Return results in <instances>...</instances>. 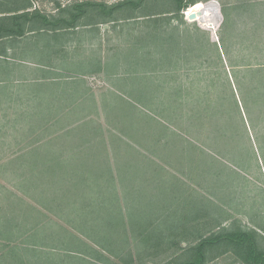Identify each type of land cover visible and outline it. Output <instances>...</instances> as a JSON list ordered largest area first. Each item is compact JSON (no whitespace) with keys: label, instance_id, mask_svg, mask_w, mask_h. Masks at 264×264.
I'll list each match as a JSON object with an SVG mask.
<instances>
[{"label":"rangeland","instance_id":"1","mask_svg":"<svg viewBox=\"0 0 264 264\" xmlns=\"http://www.w3.org/2000/svg\"><path fill=\"white\" fill-rule=\"evenodd\" d=\"M25 1L0 0V12L18 9ZM77 1L82 0H30V10L56 17L62 14V8ZM194 4L192 9L169 12L175 9L171 2L149 0L146 10L134 11L138 17L101 23L91 14L72 28L2 37L7 39H3L4 44L1 41L0 50L7 48L12 56L22 51L26 61L21 63V75L12 80L6 72L11 71L5 64L8 61L0 56V230L12 227L13 233L20 235L11 243L0 237V264H41L34 249L26 247L24 233L30 232L27 221L39 227L36 235L45 244L58 246V252L64 249L60 250L62 254L67 249L59 245H75L73 241L78 242L76 235L81 230L96 226L94 229L104 231L106 226H112L115 236L125 237L126 241L118 246L119 255L131 257L132 264L171 260L170 264H174L175 259L186 258L184 249L199 237L185 231L188 238L181 240L185 237L182 229L195 224L196 230L187 229L191 234L201 230L205 236L225 226L254 229L264 236V71L248 69L264 64V0H196ZM224 5L229 7L227 19L222 11ZM190 13L195 16L190 18ZM63 15L67 16V12ZM167 37L183 41L170 63L160 59L163 53L159 46L149 41ZM188 38L190 41L184 42ZM221 38L226 51L221 48ZM60 47L64 60H71L73 66L81 62L84 71L98 68L101 72L72 74L86 80L84 84L54 80L57 74L51 76L45 66L49 65L50 50L55 57ZM49 80H54L53 86H44V81ZM241 84L252 115L243 109L238 88ZM231 89L241 111L239 125L233 123L236 116L233 119L230 115L234 114L233 103L224 98ZM251 98L255 102L248 100ZM209 99L222 101L225 112L205 124L203 133L197 124L196 132L184 135L188 138L185 141L159 128L157 121L164 122L159 115L163 113L162 106H169L170 111L177 105L175 114L181 111L188 115L189 108H204ZM174 115L172 118L178 120L179 115ZM242 121L246 139L242 136ZM228 122L232 124L230 128ZM169 127L173 129L174 125ZM213 136L212 142L209 138ZM189 140L194 148L189 146ZM182 146L187 149L183 154ZM34 147L38 148L36 154ZM47 148L52 154L41 169H32L21 155L31 150L28 157L38 155L37 159L45 160ZM60 160L71 163L61 171L57 168ZM54 168L57 175L65 169L71 171L69 179L77 182L70 191L71 199L61 200L64 193H49L52 184L44 181L54 179ZM46 170L51 171L50 176L35 180L39 171ZM100 170L108 175L111 171L108 187L110 191L115 187L120 200H101V180L97 184L82 178ZM31 178L36 192L28 189L27 179ZM61 179L67 180L60 178L56 186L66 192L69 188L62 186L65 182ZM124 188L135 189L132 200H125ZM136 190L140 193L136 194ZM167 190H172L171 200ZM36 193L40 195L35 197ZM40 200L45 202L41 204ZM101 201L106 211L103 213ZM199 211L201 218L195 221ZM130 227L135 232H130ZM137 230L144 237L140 238ZM175 241L182 249L169 247ZM10 244L19 246L21 259L16 254L9 255ZM260 244L264 246L263 237ZM36 250L39 255L40 247ZM152 254L154 260L150 261ZM237 257L227 251L205 264H244ZM70 261L55 258L50 264Z\"/></svg>","mask_w":264,"mask_h":264},{"label":"trees","instance_id":"2","mask_svg":"<svg viewBox=\"0 0 264 264\" xmlns=\"http://www.w3.org/2000/svg\"><path fill=\"white\" fill-rule=\"evenodd\" d=\"M149 0H119L116 1L114 3H108L106 1H95V0H82V1H77L72 3L71 5H68L64 8L61 9L62 14L58 15L56 17H50L42 12H40L38 9H32L30 10L31 7V2L30 0H26V4H23L20 8L18 9H14V10H4L1 11L0 13H6L3 16H0V43L2 41V44H4L3 39H7V38H2L5 36H13V35H18V36H22L26 33L32 32L35 30L41 31V30H53V31H58L60 29H67V28H72L74 26H77V24L79 23L78 21L82 20V17H86V16H90L91 14H94L99 20H101V23H105V22H109V21H115L118 20L120 18L123 19H130V18H134V17H138L137 15H134V11L139 9H143L146 10L147 8V3ZM161 1H168L169 3L171 2L172 7L174 6V10L169 11V12H179L181 10L186 9H192L193 7H195L194 2L196 0H161ZM243 4V3H242ZM241 4V5H242ZM222 11L224 13V17H228L229 14V7L227 5H224L222 7ZM65 12H67V16L63 15ZM122 13V14H121ZM149 14H154V13H149ZM149 14H143V16H149ZM225 17V18H226ZM227 19V18H226ZM98 20V21H99ZM100 22V21H99ZM177 27V26H176ZM174 26V28H176ZM57 38H55L56 40ZM141 39L143 42L147 41V38H138ZM191 38L186 39L184 42L186 41H190ZM48 42H47V46L49 48L50 44H49V39L47 38ZM149 41H155L157 43V45L159 46V51L161 53H163L161 55V60L164 61H169V63L171 62V60L173 59L174 56H172L175 52L179 51V48H181L180 45L183 46L182 44V40H180L179 38H149ZM17 42V41H16ZM221 48L223 51H226V46L224 45V42L221 38ZM171 45V46H170ZM215 49L219 54L218 51V47L216 46V44L214 43ZM0 56L5 55L7 53V48L5 49L3 47V49L0 50ZM171 51H173V53H171ZM219 60H222V57L219 54ZM50 63V62H48ZM47 64V63H46ZM50 66V65H47ZM235 66V65H233ZM232 66V67H233ZM48 69V68H47ZM248 69H255V70H263L264 71V64H259L256 66H252V67H248ZM253 71V70H251ZM255 72V71H253ZM235 78L238 80L237 78V74H235ZM49 79V78H48ZM45 85L44 86H50L52 83H54L52 80L49 81H44ZM243 87L242 84L241 86H239V91L242 97V101H243V109H246L248 115H252L250 110L251 107L248 106L247 104V98L244 96V92H243ZM226 100H228V102H232L233 105V109L234 110V114H231V117L234 119V117L236 116V121H234L233 123L236 125H239V120L241 118L240 115V108L238 106V101L236 99V95L233 89H231L229 95H225L224 97ZM253 98V96H252ZM248 99L251 100L253 102H255V99ZM208 99V98H207ZM241 99V98H240ZM207 101V100H206ZM212 103V104H210ZM251 105V104H250ZM163 109V113H159L156 112L157 114L159 113V115H162L164 122H160L157 121L158 124H160L159 128L163 129V133H167V130L169 133L174 134L176 136H178L179 138L183 139V140H188L187 134H190L191 132H196V127L197 124L198 126H200V132L203 133L202 128L204 127L205 124H210L211 121L214 119V116L219 117V114L222 115V112L224 111V106L222 104V101L219 102L218 100L216 101H210V99L207 101V105L204 106V108L202 106L197 107L196 109L193 108H189L188 111V115L186 113H182L180 112H176L179 108L177 105H174V107L168 111L170 108L169 106H162ZM193 109V110H190ZM166 110L168 112H166ZM229 110H231V108H227V113L229 115ZM179 115V117L177 118L179 120L180 117L181 120H176L175 118H172L173 115ZM174 115V116H175ZM225 115V113H224ZM185 117L188 118L187 120H185ZM167 123V124H165ZM170 124L174 125L173 129H170ZM231 123L228 122L227 127H231ZM195 127V128H194ZM240 127L242 129V136L244 139L247 138V135L245 133V127L243 126V121L240 124ZM161 130V129H160ZM159 134H162L161 131H159ZM168 134V133H167ZM225 134H222V137L224 138ZM211 136V135H208ZM202 137V135H201ZM216 136H213L212 138V142L214 141ZM196 138V137H195ZM222 138V140H224ZM175 140V139H174ZM45 142L43 143L44 145L49 143ZM176 142V140H175ZM190 143L189 146H192L193 148L195 147L194 143L192 142V140L187 141ZM226 142L224 141L223 144H225ZM177 144V142H176ZM41 145L38 146V148H40ZM38 148L33 149V151H35L36 154V150H38ZM183 149H185L181 154L185 153L187 151L185 146H182ZM173 149V148H172ZM177 150V148H176ZM176 150H174L176 152ZM31 151V150H30ZM30 151H27V153L21 154L22 156H25V161L26 164L27 162H29L30 167H32V169H41L42 164L44 163L43 161H45V163H48V157L52 154L51 150H49V148H47L44 152L46 153V158L45 160H40L37 159L38 155H33V157H28V154L30 153ZM32 151V152H33ZM195 151V150H194ZM38 152V151H37ZM43 152V153H44ZM31 158V160H29ZM53 158V157H52ZM55 160V159H54ZM71 162L68 160H60L59 161V168L61 171H63L64 167L68 164H70ZM45 165V164H43ZM40 166V167H39ZM50 168H52V165H49ZM45 169V168H42ZM28 170V169H27ZM78 171V170H76ZM110 171V170H107ZM25 173H27L26 171H23ZM40 172V171H39ZM37 175H39L35 180H37L38 178H42V176H50V172L48 170H46V172H40ZM70 172L68 169L61 174V175H57L55 174V168L53 169V174H55V176L58 177H53L52 181L47 182L44 181V183H48V184H52L51 187H49V190L51 192L49 193H59L60 195H64L60 197L61 200H66L70 197V195H72V193L70 192L71 189H73V187L76 186L77 182L74 181V179L71 181L69 179V175ZM89 174L86 177H82L85 178V180H93L95 181V183H97L99 180H101V200H120V194L119 193H115V187H113V191L109 190L108 184L111 183L112 178H111V171L109 172L110 174L108 175L107 173L103 172V170H100L99 172H88ZM108 175V178L105 177V175ZM64 176V177H63ZM67 178V180L63 181L61 179V181L65 182V184H61L63 187H68V191H60L58 188H60V185L56 186V183L58 184V182H56L57 180L59 181L60 178ZM29 180V186L28 189L30 191L36 192V187L34 186V181L33 179H27ZM81 180V179H80ZM26 181V179L24 180ZM104 181V183L102 182ZM80 182V181H79ZM42 183V182H40ZM60 183V181H59ZM98 184V183H97ZM96 184V185H97ZM54 185V186H53ZM47 186V185H45ZM107 186V188H106ZM135 190V189H134ZM134 190H130V189H126L124 188L123 192H124V198L125 200H132L130 197L132 194H134ZM136 194H139L140 192L138 190L135 191ZM168 195L170 197H168V200H171L174 196L172 194V190H167ZM166 192L162 191V194ZM35 197L39 196V193L33 194ZM49 194L46 193V202H50L48 203L49 206L51 204V199L48 200ZM171 195L173 196L171 198ZM164 196V195H163ZM33 197V196H32ZM66 197V199H64ZM162 197V196H161ZM34 198V197H33ZM71 199V197L69 198ZM44 201V200H42ZM42 201L40 200V203L42 204ZM35 202H37V200H35ZM45 202V201H44ZM111 202V201H109ZM112 203V202H111ZM68 205V203H67ZM113 206H115L112 203ZM35 207V206H34ZM104 205H103V201H101V212H106L103 209ZM14 208H9V211L13 210ZM7 212V211H6ZM201 212L199 211V214H195L194 220L197 221L198 218H201ZM112 215V214H111ZM110 215V217H111ZM27 221V220H24ZM217 224H220L218 222H216ZM27 225L30 224V226L28 227V229L30 230V232H25V241H26V247L28 248H32L31 250H33L34 246H41L44 245L45 242L44 240H40L41 237H39L37 234L39 227H37L35 225V223L31 222V221H27L26 223ZM25 224V225H26ZM75 227V226H73ZM193 227L196 228V224L194 226H192L191 228H187V227H183V234L185 235L184 238H182L181 240H184L185 238L187 239L188 236L186 235L187 233L185 231H187L189 233V236H195V237H199V240L195 243L190 245L188 248L184 249V253L183 255L186 257L184 259H175L174 264H205L207 263L209 260H213L215 259V257H217L220 254L226 253L227 251H231L232 253H234L236 256H238L237 258H239L242 263L244 264H264V246H261L260 244V237L261 236L258 231L254 230V229H243V228H227L225 226L221 227L218 231L216 232H212V230H210V233H208L207 235L204 236V233L200 230L198 231L196 234L195 232H192V234L187 230V229H192V230H196L193 229ZM9 230L4 229L3 232L0 230L1 234L0 237L3 239H7L8 243L14 242L17 239V236H20L16 233H13L12 227H8ZM76 228V227H75ZM112 228V226L107 227L106 229ZM32 230V231H31ZM110 237H108L107 235H105L104 237L101 236V247H106L108 246ZM117 241V246H122L125 245V238H122L120 241ZM109 243V244H108ZM124 243V244H123ZM159 243V242H158ZM157 243V244H158ZM173 246V247H180L178 241L175 242H170L169 247ZM19 246H15L14 244H10L8 245V252L9 255L11 254L14 255L16 254L19 258L20 255L17 251ZM25 248V247H23ZM182 249V248H181ZM220 249V250H219ZM214 252H217L215 254H212ZM172 253H174L172 251ZM21 259V258H20ZM171 260L167 263H162V264H170L172 263ZM11 264V263H10Z\"/></svg>","mask_w":264,"mask_h":264},{"label":"crops","instance_id":"3","mask_svg":"<svg viewBox=\"0 0 264 264\" xmlns=\"http://www.w3.org/2000/svg\"><path fill=\"white\" fill-rule=\"evenodd\" d=\"M64 51V50H63ZM62 47L57 48L55 50V57H52V54L54 53L52 50H50V56H49V65L50 66H45L46 71L48 72V74H50L51 76L56 75V77H54L53 79H63L64 81H66V83L68 84H84L85 81L84 80H80V76H73L72 74H76V73H88L90 75H94L95 73H99L101 72V69L98 68H94L93 70H91L90 72H86L84 71L82 68L83 63H79L76 66H73L71 60H69L68 62L64 60V55H62ZM15 53H19L18 56H12V54L8 55V53H6L5 55H2L1 58L4 57V59H2L4 62H7L5 64L9 65L10 70L11 71H6L8 72L10 75L8 78L13 77L12 80H16V78H14L16 75H18L22 68H23V64H21L22 62L26 61L25 56L21 55L22 51L20 52H15ZM21 53V54H20ZM61 54V55H59ZM8 55V56H6ZM61 58V59H60ZM60 59V60H59ZM101 60V58L99 59ZM58 61L61 62V65H58ZM55 67V68H54ZM48 68V69H47ZM95 72V73H94ZM21 74H19L20 76ZM98 75V74H97ZM84 76V75H82ZM70 79H69V78ZM85 77V76H84ZM52 78V77H51ZM53 80V82H54ZM73 81V82H72ZM53 86V83L50 85V87ZM73 227V226H71ZM96 226H92V228H90V230L86 231V230H81L80 233L76 235L77 237H79V240H77L78 242L73 241L74 243H76L75 245H71L69 243L65 244V245H59L64 246L65 249H67V251L65 252V254L60 253V250H64V249H59L55 251V248L58 246H54L50 245V244H44L41 246H34V253L35 256L38 257V261L41 264H50L52 263V261H55V258H58L59 260L68 258V261H70V264H86L83 261L88 262V264H130L131 263V257H129L128 259L125 258V256H120V252L118 250V246H117V241H120L122 238L121 237H116L115 231L112 228L109 229H105L103 231V229L101 228H97L94 229ZM75 228V227H73ZM137 228H141V226H137ZM130 232H135L134 228L128 229ZM138 231V230H137ZM118 232V231H116ZM139 232V231H138ZM67 234H69V230H67L66 232ZM142 232L137 233V235H139ZM70 235V234H69ZM107 235L108 237H110L109 240V245L106 247H101V236H105ZM140 238L144 237L139 235ZM125 238V237H124ZM89 241H88V240ZM126 243V241H125ZM124 244V243H123ZM50 245V246H49ZM49 246L50 250L46 251L45 248ZM117 246V247H116ZM37 247H40V253H38L39 255H36L37 253ZM146 248L149 247L145 246ZM56 253V256L54 255V252ZM76 252V253H75ZM152 253V252H150ZM153 257L149 258L150 261L154 260V254H152ZM44 260V261H43ZM67 261V260H66ZM124 262V263H122ZM132 264V263H131Z\"/></svg>","mask_w":264,"mask_h":264},{"label":"water","instance_id":"4","mask_svg":"<svg viewBox=\"0 0 264 264\" xmlns=\"http://www.w3.org/2000/svg\"><path fill=\"white\" fill-rule=\"evenodd\" d=\"M198 13H200V12H198ZM194 16H195L194 13H190V14H189V17H190V18H193Z\"/></svg>","mask_w":264,"mask_h":264},{"label":"bare ground","instance_id":"5","mask_svg":"<svg viewBox=\"0 0 264 264\" xmlns=\"http://www.w3.org/2000/svg\"><path fill=\"white\" fill-rule=\"evenodd\" d=\"M206 17H208V14H206Z\"/></svg>","mask_w":264,"mask_h":264}]
</instances>
